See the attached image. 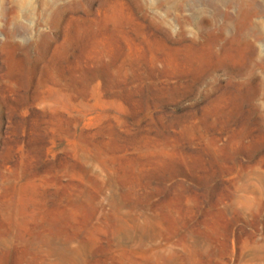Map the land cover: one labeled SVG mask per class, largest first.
I'll return each mask as SVG.
<instances>
[{
    "label": "rangeland",
    "instance_id": "1",
    "mask_svg": "<svg viewBox=\"0 0 264 264\" xmlns=\"http://www.w3.org/2000/svg\"><path fill=\"white\" fill-rule=\"evenodd\" d=\"M241 1L223 34L205 0H0V38H129L0 39V264H264Z\"/></svg>",
    "mask_w": 264,
    "mask_h": 264
},
{
    "label": "bare ground",
    "instance_id": "2",
    "mask_svg": "<svg viewBox=\"0 0 264 264\" xmlns=\"http://www.w3.org/2000/svg\"><path fill=\"white\" fill-rule=\"evenodd\" d=\"M168 2L172 1V0H166ZM179 2H183L184 0H177ZM206 1V4L207 5H212L214 6V10H215V15L218 16V15H221V14H224L225 17L228 19L227 22L223 23L219 29L223 32V34L225 33V31L227 29H229L230 27V23H237V21L239 20L240 18V15H241V11L240 13H233L231 11H229L228 9L229 8H234V7H239L240 3L243 2L241 0H205ZM218 1H220L222 4L225 5L226 9H223V7L221 8L219 6V3ZM250 3H252L250 1ZM254 7V6H253ZM244 8V7H243ZM241 9V8H240ZM236 10V9H235ZM243 10V9H241ZM245 10V9H244ZM258 10V9H257ZM252 11V10H251ZM254 11V10H253ZM248 12V11H247ZM261 13V12H260ZM217 19V18H216ZM253 24V23H252ZM215 25V24H214ZM251 25V24H250ZM254 26V25H253ZM256 27V26H255ZM254 27V28H255ZM250 27H247V30L249 29ZM258 28V27H257ZM245 30V29H244ZM249 33V32H248ZM247 38V37H246Z\"/></svg>",
    "mask_w": 264,
    "mask_h": 264
}]
</instances>
